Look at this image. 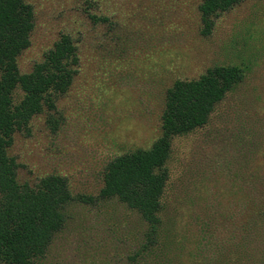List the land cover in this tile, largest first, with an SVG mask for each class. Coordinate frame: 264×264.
<instances>
[{
  "label": "rangeland",
  "instance_id": "1",
  "mask_svg": "<svg viewBox=\"0 0 264 264\" xmlns=\"http://www.w3.org/2000/svg\"><path fill=\"white\" fill-rule=\"evenodd\" d=\"M26 1L34 28L19 70L30 71L61 34L79 58L50 112L56 127L46 112L34 116L8 149L20 183L58 174L75 198L42 264H264V0L223 12L209 36L199 32L201 0ZM216 65H237L244 78L206 124L172 139L160 234L142 252L147 224L135 210L78 196H97L110 159L160 135L176 79Z\"/></svg>",
  "mask_w": 264,
  "mask_h": 264
},
{
  "label": "trees",
  "instance_id": "2",
  "mask_svg": "<svg viewBox=\"0 0 264 264\" xmlns=\"http://www.w3.org/2000/svg\"><path fill=\"white\" fill-rule=\"evenodd\" d=\"M240 2L201 0L197 7L200 34L209 36L216 18ZM91 18L107 19L96 14ZM33 28L30 3L0 0V264H42L54 237L64 228L65 209L75 199L66 178L58 174L33 184L20 183L18 164L8 153L15 133L28 131L34 116L46 112V122L56 127L50 112L70 87L78 64L75 42L69 34H61L41 61L21 72L17 58L29 47ZM243 78V69L237 65H216L197 78L176 79L165 93L160 135L147 148L110 159L97 196L80 195L78 200L117 199L135 210L147 224L141 251H148L160 234L172 139L206 124L215 105Z\"/></svg>",
  "mask_w": 264,
  "mask_h": 264
}]
</instances>
